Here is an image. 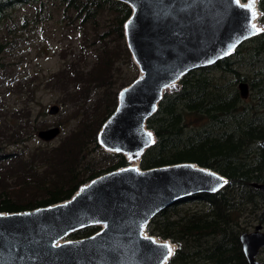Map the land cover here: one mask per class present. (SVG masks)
Wrapping results in <instances>:
<instances>
[{
	"label": "trees",
	"instance_id": "1",
	"mask_svg": "<svg viewBox=\"0 0 264 264\" xmlns=\"http://www.w3.org/2000/svg\"><path fill=\"white\" fill-rule=\"evenodd\" d=\"M18 6L34 9L16 19ZM263 15L264 0H259ZM132 7L120 0H0V70L6 54L28 25L57 19L69 30H82L79 47L45 85L58 94L66 118L57 126L71 129L56 144L38 138L51 127L34 116L29 102L0 121V212H20L71 199L95 178L129 165L125 154L106 151L99 133L119 104L123 88L140 74L127 44L125 23ZM18 17V16H17ZM249 85L243 97L240 83ZM27 86V85H26ZM156 143L140 160L142 169L197 163L228 179L216 193H199L172 205L147 225L150 235L177 245L168 264H249L240 236L264 226V30L216 63L193 69L179 86L165 91L157 112L147 120ZM38 144L31 146L32 141ZM100 225L80 229L74 239L97 233ZM264 264V248L261 250ZM260 254V255H261Z\"/></svg>",
	"mask_w": 264,
	"mask_h": 264
},
{
	"label": "water",
	"instance_id": "2",
	"mask_svg": "<svg viewBox=\"0 0 264 264\" xmlns=\"http://www.w3.org/2000/svg\"><path fill=\"white\" fill-rule=\"evenodd\" d=\"M120 1L133 9L125 34L140 75L121 90L118 107L103 125L98 142L106 151L132 154L135 159L156 143L147 120L157 112L168 86L193 69L233 54L263 31L257 30L250 10L237 0ZM239 87L248 97V83ZM59 111L58 104L49 109L50 114ZM61 131L60 126H51L39 130L38 137L52 141ZM259 144L264 149V139ZM225 181L222 174L189 162L150 169L128 165L105 173L64 202L0 212V264L169 262L177 245L169 255L166 241L174 242L150 235L148 223L193 195L218 192ZM252 185L264 192V182ZM102 224V231L61 242L69 232ZM240 240L249 264H260L264 226L242 233Z\"/></svg>",
	"mask_w": 264,
	"mask_h": 264
},
{
	"label": "rangeland",
	"instance_id": "3",
	"mask_svg": "<svg viewBox=\"0 0 264 264\" xmlns=\"http://www.w3.org/2000/svg\"><path fill=\"white\" fill-rule=\"evenodd\" d=\"M241 1L246 3L250 0ZM257 7L259 11L257 25L259 31H263L264 26L260 22V17L263 13L259 8V0H257ZM16 10L18 17L15 14L13 15L16 19H23L24 15L30 16L34 12V9L29 6H18ZM82 36V30H69L63 27L57 19L46 22L36 28L30 24L23 32L18 33L17 38L14 39L16 40V44L6 54V69L0 70L1 122L7 123L8 121L12 123L14 121L12 113L17 108L24 106L27 100V92L30 88L37 89L35 96L29 98L34 116L46 110L47 114L42 119L52 126H57L60 121L66 118L61 109L57 114L49 113L51 105L60 104L57 102L58 94L51 91L45 85H41L39 88L36 87L47 74L58 71L64 66V63L72 57V54L69 53L67 57H64L62 53L63 49L71 50L77 46L75 48L77 51ZM178 86L179 82H176L168 86L166 91H172ZM71 127L72 125H69V123L65 127H62L61 134L52 140L51 144L58 143L61 136L66 134ZM30 143L31 146H34L38 144V140H33ZM127 159L129 165H136L137 168L142 169L140 157L135 159L127 157ZM100 227L102 226L100 225ZM75 232H69L61 239V242L74 239L73 234ZM146 234L148 233L146 232ZM262 256V254L258 256L260 261Z\"/></svg>",
	"mask_w": 264,
	"mask_h": 264
},
{
	"label": "bare ground",
	"instance_id": "4",
	"mask_svg": "<svg viewBox=\"0 0 264 264\" xmlns=\"http://www.w3.org/2000/svg\"><path fill=\"white\" fill-rule=\"evenodd\" d=\"M240 4H242L245 8H247L248 10H250V12H251V17H252V24L257 28V30L259 31V27H258V25H257V18H258V16H259V11H258V7H257V0H250V1H248V2H243V1H241V0H237ZM144 75V73H142V76ZM140 155L142 154L141 152L139 153ZM126 156L128 157V158H132V159H134L133 158V156H132V154H126ZM132 166H134L136 169H139V168H137V166L136 165H132ZM105 224H102V226H104ZM154 239L156 240V238L154 237ZM166 245L167 246H170L171 247V253L174 251V248H175V246L176 245H174V244H172V243H170V241H166ZM168 259H166L165 261H164V263L163 264H166L168 261H167Z\"/></svg>",
	"mask_w": 264,
	"mask_h": 264
},
{
	"label": "snow or ice",
	"instance_id": "5",
	"mask_svg": "<svg viewBox=\"0 0 264 264\" xmlns=\"http://www.w3.org/2000/svg\"><path fill=\"white\" fill-rule=\"evenodd\" d=\"M224 183H227V181H225ZM168 248V254L171 255V247L170 246H166Z\"/></svg>",
	"mask_w": 264,
	"mask_h": 264
},
{
	"label": "flooded vegetation",
	"instance_id": "6",
	"mask_svg": "<svg viewBox=\"0 0 264 264\" xmlns=\"http://www.w3.org/2000/svg\"><path fill=\"white\" fill-rule=\"evenodd\" d=\"M246 98V97H245ZM261 253V252H260Z\"/></svg>",
	"mask_w": 264,
	"mask_h": 264
}]
</instances>
